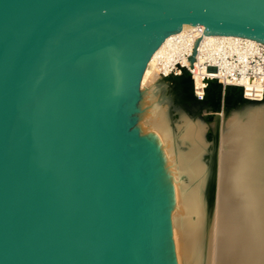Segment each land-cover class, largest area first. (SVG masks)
<instances>
[{
	"label": "water",
	"instance_id": "obj_1",
	"mask_svg": "<svg viewBox=\"0 0 264 264\" xmlns=\"http://www.w3.org/2000/svg\"><path fill=\"white\" fill-rule=\"evenodd\" d=\"M197 24L264 43V0H0V264H173L134 113L154 52Z\"/></svg>",
	"mask_w": 264,
	"mask_h": 264
},
{
	"label": "bare ground",
	"instance_id": "obj_2",
	"mask_svg": "<svg viewBox=\"0 0 264 264\" xmlns=\"http://www.w3.org/2000/svg\"><path fill=\"white\" fill-rule=\"evenodd\" d=\"M162 45L144 71L134 128L165 181L173 264H264V96L188 78L185 69L163 76L155 62ZM183 83L196 105L173 117L174 96L164 94Z\"/></svg>",
	"mask_w": 264,
	"mask_h": 264
},
{
	"label": "built area",
	"instance_id": "obj_3",
	"mask_svg": "<svg viewBox=\"0 0 264 264\" xmlns=\"http://www.w3.org/2000/svg\"><path fill=\"white\" fill-rule=\"evenodd\" d=\"M201 24L171 33L156 53L163 76L188 70L200 80L238 84L246 97L264 96V43L250 37L206 34Z\"/></svg>",
	"mask_w": 264,
	"mask_h": 264
},
{
	"label": "rangeland",
	"instance_id": "obj_4",
	"mask_svg": "<svg viewBox=\"0 0 264 264\" xmlns=\"http://www.w3.org/2000/svg\"><path fill=\"white\" fill-rule=\"evenodd\" d=\"M176 88L177 89L175 90V93H178V94H173V95L164 94V96H170V97L174 96V98L173 97L171 98V103L172 104L170 103V111H171V114L173 115V117H174L175 114H177L175 110L178 111V109H180V108H187L188 110H191L192 106L196 105V103H194V102H192L191 105L189 104V101H191L192 97L188 96L187 93H189L188 92L189 90H188L187 86H185L184 83L182 85H179V86L177 85ZM249 102H251V101H249ZM249 102H244L243 104L236 105V109L240 110L241 107L242 108L246 107V105ZM252 102H254V101H252ZM172 105H173V108L171 109Z\"/></svg>",
	"mask_w": 264,
	"mask_h": 264
}]
</instances>
